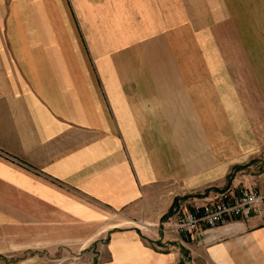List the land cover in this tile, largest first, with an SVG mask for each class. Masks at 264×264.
<instances>
[{
    "label": "crops",
    "instance_id": "1",
    "mask_svg": "<svg viewBox=\"0 0 264 264\" xmlns=\"http://www.w3.org/2000/svg\"><path fill=\"white\" fill-rule=\"evenodd\" d=\"M259 148L264 0H0V195L83 226L122 210L89 264H264V210L191 251L151 227L264 188Z\"/></svg>",
    "mask_w": 264,
    "mask_h": 264
},
{
    "label": "rangeland",
    "instance_id": "2",
    "mask_svg": "<svg viewBox=\"0 0 264 264\" xmlns=\"http://www.w3.org/2000/svg\"><path fill=\"white\" fill-rule=\"evenodd\" d=\"M258 150V154L264 157L263 149H256ZM236 170L238 168L235 165L230 169L232 173ZM7 198L9 205L0 195V209L4 208L5 213L10 215V219L5 221L0 216V264H89L98 240L91 242L88 248H83L86 234L99 232L101 228L106 229L105 226L110 223L135 225V222L125 217L122 210L98 207L99 214L95 218L103 222L83 226L78 218L74 224L61 211L52 209L45 203L40 205L29 196L22 198L13 190ZM20 200L25 204L22 208L19 206ZM155 224L151 226L140 222L138 228L142 231L150 226L156 228ZM99 225L102 227H98ZM180 246L193 250V240Z\"/></svg>",
    "mask_w": 264,
    "mask_h": 264
},
{
    "label": "built area",
    "instance_id": "3",
    "mask_svg": "<svg viewBox=\"0 0 264 264\" xmlns=\"http://www.w3.org/2000/svg\"><path fill=\"white\" fill-rule=\"evenodd\" d=\"M264 210V188H243L233 195L203 203L200 206L180 205L165 221L155 224L162 234L173 237L185 245L193 239L200 226L213 227L226 219L248 218Z\"/></svg>",
    "mask_w": 264,
    "mask_h": 264
}]
</instances>
